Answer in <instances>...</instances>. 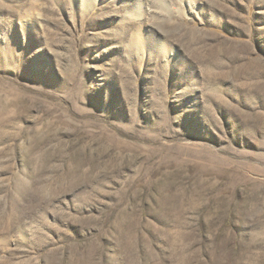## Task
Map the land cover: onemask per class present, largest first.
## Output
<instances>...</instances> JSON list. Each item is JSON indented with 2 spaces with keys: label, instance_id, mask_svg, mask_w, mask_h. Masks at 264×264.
I'll list each match as a JSON object with an SVG mask.
<instances>
[{
  "label": "rangeland",
  "instance_id": "obj_1",
  "mask_svg": "<svg viewBox=\"0 0 264 264\" xmlns=\"http://www.w3.org/2000/svg\"><path fill=\"white\" fill-rule=\"evenodd\" d=\"M0 264H264V0H0Z\"/></svg>",
  "mask_w": 264,
  "mask_h": 264
}]
</instances>
